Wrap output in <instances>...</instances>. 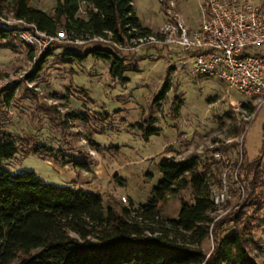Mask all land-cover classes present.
Wrapping results in <instances>:
<instances>
[{"label": "rangeland", "instance_id": "obj_1", "mask_svg": "<svg viewBox=\"0 0 264 264\" xmlns=\"http://www.w3.org/2000/svg\"><path fill=\"white\" fill-rule=\"evenodd\" d=\"M204 1L132 0V5L142 25L155 33L172 16L195 28L203 19ZM29 5L51 15L55 0H29ZM0 21L18 26L12 0H0ZM65 38L59 27L50 40L42 36L27 44L16 36L12 46L0 44V133L11 134L18 148L12 158L1 162L3 169L12 174L32 171L46 183L97 191L104 208L111 204L120 211L130 203L134 208L147 203L161 179L163 156L180 160L196 154L207 164L212 162L211 192L225 190V199L211 212L213 219L240 205L245 192L239 166L245 156L247 160L257 157L264 144V107L249 110L245 105L255 106L254 98L220 79L193 74L180 53L167 45L146 43V39L120 46L97 37ZM66 44L79 47V52L93 46L120 49L127 59L128 81H112L108 63L99 58L60 62ZM47 49L54 53L30 79ZM137 56L144 58L136 60ZM164 85L163 95L154 103ZM147 116L155 118L159 129L146 139L137 123ZM41 144L49 146L51 157L25 151ZM260 157L259 219L245 237L249 254L264 264V152ZM77 161L87 167L81 168ZM181 200L192 201L189 189L170 195L161 217H176ZM231 229L226 223L221 234ZM212 246L210 235L200 244L207 255Z\"/></svg>", "mask_w": 264, "mask_h": 264}, {"label": "trees", "instance_id": "obj_2", "mask_svg": "<svg viewBox=\"0 0 264 264\" xmlns=\"http://www.w3.org/2000/svg\"><path fill=\"white\" fill-rule=\"evenodd\" d=\"M82 5L84 15L80 16ZM12 9L14 18L34 24L47 35L56 36L61 27L69 41L97 37L126 46L151 34L137 17L132 0H55L51 15L30 6L29 0H12ZM19 29V25L0 21V44L12 46ZM63 47L66 50L60 62H82L87 56L99 58L108 63L112 81H128L124 75L127 59L120 49L93 46L79 52V47ZM53 53V49L45 51L30 79L37 76ZM142 58L137 56L136 60ZM165 88L166 85L154 103ZM11 96L12 91L7 92V103ZM245 106L249 110L256 108ZM154 123L153 116L137 123L146 139L158 133ZM17 149L12 135L1 132L0 264H258L248 252L245 233L259 219L258 169L264 144L257 157L247 160L245 156L240 163L245 192L240 205L215 220L209 182L212 162L207 164L196 154L180 160L163 156L159 162L161 179L153 186L147 203L138 208L130 203L117 211L111 204L104 208L97 191L46 183L32 171L12 174L3 169L1 162L12 158ZM25 151L45 158L52 156L44 144ZM76 165L87 167L84 161ZM185 189L190 190L192 201L181 200L176 217L162 218V206L168 197ZM226 223L233 229L221 234ZM209 235L213 246L207 255L200 244Z\"/></svg>", "mask_w": 264, "mask_h": 264}, {"label": "built area", "instance_id": "obj_3", "mask_svg": "<svg viewBox=\"0 0 264 264\" xmlns=\"http://www.w3.org/2000/svg\"><path fill=\"white\" fill-rule=\"evenodd\" d=\"M202 12L203 19L195 28L175 16L167 17L155 33L139 41L146 39V43L177 50L193 74L220 79L229 88L254 98L257 109L264 107V3L205 0ZM15 23L21 25L16 35L27 44L38 37H55L23 19L15 18ZM121 199L125 201V197ZM224 199L225 190L211 192L214 207Z\"/></svg>", "mask_w": 264, "mask_h": 264}]
</instances>
